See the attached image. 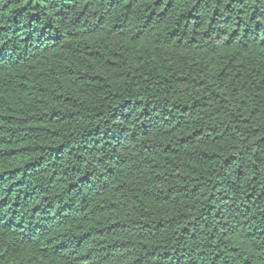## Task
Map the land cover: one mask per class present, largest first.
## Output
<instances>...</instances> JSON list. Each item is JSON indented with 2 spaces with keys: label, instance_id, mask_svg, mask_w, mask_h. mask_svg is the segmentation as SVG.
I'll list each match as a JSON object with an SVG mask.
<instances>
[{
  "label": "trees",
  "instance_id": "trees-1",
  "mask_svg": "<svg viewBox=\"0 0 264 264\" xmlns=\"http://www.w3.org/2000/svg\"><path fill=\"white\" fill-rule=\"evenodd\" d=\"M0 264H264V0H0Z\"/></svg>",
  "mask_w": 264,
  "mask_h": 264
}]
</instances>
